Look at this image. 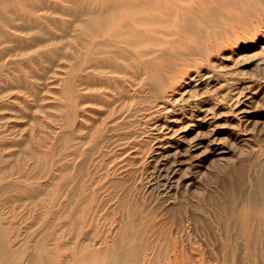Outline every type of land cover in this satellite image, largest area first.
I'll list each match as a JSON object with an SVG mask.
<instances>
[{
	"label": "rangeland",
	"instance_id": "1",
	"mask_svg": "<svg viewBox=\"0 0 264 264\" xmlns=\"http://www.w3.org/2000/svg\"><path fill=\"white\" fill-rule=\"evenodd\" d=\"M33 6L7 13L12 26L25 17L20 29L0 22L1 40L31 41L0 43V164L30 170L44 204L59 207L67 166L102 234L134 214L133 241L150 264H232L224 251L238 224L231 206L254 191L264 201V0L192 22L183 42L192 53L159 81L145 70L147 56L125 74L100 66L104 78L92 79L84 57L98 55L81 47L72 1ZM200 27L207 31L195 34ZM34 155L46 160L45 176L30 169ZM16 197L0 195L2 218L30 214ZM259 244L254 264H264V237ZM247 251L242 238L233 264H249Z\"/></svg>",
	"mask_w": 264,
	"mask_h": 264
},
{
	"label": "bare ground",
	"instance_id": "2",
	"mask_svg": "<svg viewBox=\"0 0 264 264\" xmlns=\"http://www.w3.org/2000/svg\"><path fill=\"white\" fill-rule=\"evenodd\" d=\"M71 1L73 17L85 39L81 47H89L91 52L98 55L84 57V64L94 63L95 69L84 68L92 79L96 76L104 78L98 71L100 66L110 68L113 73L125 74L126 69L135 67L132 60L147 56L145 70L149 74L151 72L155 81H159L165 78L166 71L174 70V64L181 55L192 53V50L185 52L189 47L183 43L186 35L195 30L192 22H206L207 19L212 22L226 17L234 10H242L243 3L248 0ZM36 7L33 0H0V22L3 27L8 25L20 29L21 26L17 25L26 24L25 17L22 24L12 26L15 25L14 21L7 13L33 12ZM27 24L34 26L35 21L30 20ZM203 30L206 29L200 27L195 34L201 35ZM3 37L5 39H0V43L7 41L16 47L31 43L30 40L21 42L9 33L3 34ZM5 51V48H0V59ZM123 77L120 75L118 79ZM70 90L69 83L67 95L71 103ZM34 157L30 169L40 171L45 176L48 173H45L46 160L40 155ZM15 163L9 166L0 164V195L14 190L17 193L16 201L21 205L27 204L30 214L25 218L15 217L14 221L2 218L0 214V264L151 263V258L149 261L139 256L140 244L133 241L134 214L129 215L125 224L122 222L118 231L115 229L113 233L102 234L100 223L87 210L88 204L83 194L80 196L77 188L72 189L73 177L67 166L62 172L68 179V191L64 203L59 207V203H55V206L54 202L46 206V190L32 183L30 170L17 168L18 164ZM254 192L249 196L243 195L241 203L230 209L233 218L238 220L234 228L235 237L231 236L227 241L232 242L233 248L224 245L226 260L232 264L238 259L234 252L239 249L242 238L248 245L249 264H254L255 254L263 256L259 243L264 237V201Z\"/></svg>",
	"mask_w": 264,
	"mask_h": 264
}]
</instances>
